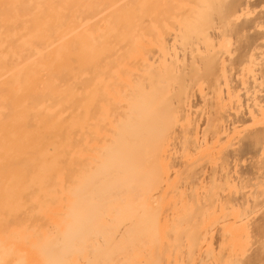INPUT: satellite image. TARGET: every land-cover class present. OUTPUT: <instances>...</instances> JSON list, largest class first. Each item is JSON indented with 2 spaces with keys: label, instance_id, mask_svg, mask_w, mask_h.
Instances as JSON below:
<instances>
[{
  "label": "bare ground",
  "instance_id": "bare-ground-1",
  "mask_svg": "<svg viewBox=\"0 0 264 264\" xmlns=\"http://www.w3.org/2000/svg\"><path fill=\"white\" fill-rule=\"evenodd\" d=\"M0 264H264V0H0Z\"/></svg>",
  "mask_w": 264,
  "mask_h": 264
}]
</instances>
